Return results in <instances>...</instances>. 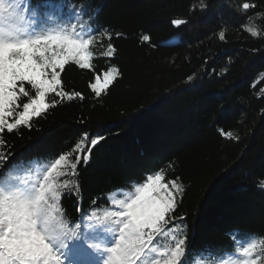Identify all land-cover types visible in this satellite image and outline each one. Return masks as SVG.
Instances as JSON below:
<instances>
[{
	"label": "trees",
	"instance_id": "16d2710c",
	"mask_svg": "<svg viewBox=\"0 0 264 264\" xmlns=\"http://www.w3.org/2000/svg\"><path fill=\"white\" fill-rule=\"evenodd\" d=\"M203 2L202 9L201 0H64L65 12L73 5L95 12V26L107 29L111 41L105 36L94 46L93 69L68 64L61 72L58 90L82 99L57 97L61 102L30 128L0 136L11 154L5 168L70 152L85 132V150L91 138L104 137L78 165L81 195L63 197L69 217L80 223L78 204L83 227L102 235L110 224L104 209L114 208L109 201L117 190H133L160 170L166 179L179 177L184 192L175 215L187 224L185 264H212L214 258L193 255L204 249L222 257L216 264H227L233 233L264 238V0ZM245 2L255 7L243 11ZM174 19L188 23L177 27ZM246 24L260 34L253 37ZM109 42L116 49L111 58L101 55ZM113 65L121 76L96 97L89 84Z\"/></svg>",
	"mask_w": 264,
	"mask_h": 264
},
{
	"label": "snow or ice",
	"instance_id": "6c2138e0",
	"mask_svg": "<svg viewBox=\"0 0 264 264\" xmlns=\"http://www.w3.org/2000/svg\"><path fill=\"white\" fill-rule=\"evenodd\" d=\"M200 6L207 7L203 0ZM241 7L247 11L255 5L245 2ZM95 14L84 5L65 12L64 0H38L35 6L32 0H0V133L30 128L34 117L61 102L57 97L83 98L79 92L58 89L66 65L93 69L94 46L105 36L111 41L107 29L95 26ZM248 20L250 24L252 17ZM171 23L178 27L188 21ZM244 29L253 37L260 34L248 24ZM219 37L224 39V31ZM142 40L150 37L143 35ZM115 53L109 42L101 55L111 58ZM120 76L113 65L96 73L89 88L100 97ZM220 134L238 139L231 131ZM88 139L85 132L70 152L43 161L12 162L5 168L11 154L3 151L6 142L0 136V264H185L187 224L184 216L175 215L184 188L179 177L166 179L164 170L134 182V191L117 190V199L109 201L114 208L104 209L103 218L110 224L103 235L83 227L86 213L78 204L74 207L80 223L68 216L63 197L81 195L78 165L88 163L92 147L104 137L91 138L85 150ZM91 215L96 216L95 209ZM232 236L235 251L227 264H264V238ZM193 255L214 258L212 264L222 259L210 249Z\"/></svg>",
	"mask_w": 264,
	"mask_h": 264
}]
</instances>
